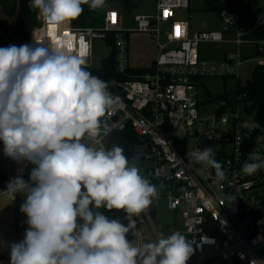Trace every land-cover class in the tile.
<instances>
[{
  "label": "built area",
  "instance_id": "1",
  "mask_svg": "<svg viewBox=\"0 0 264 264\" xmlns=\"http://www.w3.org/2000/svg\"><path fill=\"white\" fill-rule=\"evenodd\" d=\"M153 8L151 14L134 15L132 30L123 28L120 12L108 9L97 27L76 28L71 21L56 25L36 13L37 24L25 39L2 25L0 37L18 46L37 43L67 47L85 61L84 67L91 73L101 68L92 67L93 41L107 42L110 37L109 54H113L115 73L123 79L114 81L108 90L122 99L124 107L105 114L94 138L103 142L110 134L129 128L143 141L139 162L150 165L140 174L159 192L150 207L134 217L137 234L133 237L130 232L128 239L140 246L151 242L152 233L157 240L152 217L164 207L172 215L173 231L181 232L192 243L194 253L187 264H250L252 260L264 264V169L248 176L241 172L250 153L264 157V125L245 114L243 92L230 95L231 107L221 110L224 102L213 115L201 118L197 89L201 78L239 81L245 64L238 53L228 54L221 62L203 61L199 44L222 43L231 33L234 39L230 43L239 47L264 21L251 24L223 9L218 13L221 32L190 34L187 22L176 17L178 11L188 9V0H154ZM128 33L147 35L154 43L157 51L148 65H130ZM263 46V41L255 43L256 51L262 52ZM256 66L264 69V56ZM191 139L200 143L201 149L202 143L213 146V156L222 166L225 180L218 181L214 168L208 166L206 171L187 155ZM178 142H185V158L177 148ZM3 148L0 144V158L7 157ZM13 163L20 175L35 167L27 162ZM125 216L123 210L118 220L127 225Z\"/></svg>",
  "mask_w": 264,
  "mask_h": 264
},
{
  "label": "clouds",
  "instance_id": "2",
  "mask_svg": "<svg viewBox=\"0 0 264 264\" xmlns=\"http://www.w3.org/2000/svg\"><path fill=\"white\" fill-rule=\"evenodd\" d=\"M106 0H30L46 21L61 25ZM85 61L56 44L0 47V141L4 155L35 165L28 180L17 176L0 192L25 199L20 212L27 229L10 247V264H187L192 243L178 231L137 246V221L159 192L140 174L119 145L96 139L102 118L122 109L109 82L93 75ZM211 148L188 153L196 164L226 179ZM264 169V157L249 154L243 175ZM103 210H124L127 225ZM243 259V256H241ZM250 264H257L256 260Z\"/></svg>",
  "mask_w": 264,
  "mask_h": 264
},
{
  "label": "rangeland",
  "instance_id": "3",
  "mask_svg": "<svg viewBox=\"0 0 264 264\" xmlns=\"http://www.w3.org/2000/svg\"><path fill=\"white\" fill-rule=\"evenodd\" d=\"M133 5L131 11L122 10L117 4H105L103 8L92 10L95 18H102L104 12L108 9H116L122 13L123 28L125 30H132L135 28L133 22L134 15L139 14H151L154 10V0H130ZM218 2V0H210ZM248 0H238L236 7L239 10V17L245 18L246 7ZM250 16L254 20L264 21V0H256V3L251 4ZM177 19H181L187 22L190 34L198 32H221L222 24L220 22L218 14L209 9V5L206 0H188V9L180 10L176 13ZM0 25L12 29V20L7 16L0 7ZM91 27V26H88ZM128 55L129 63L131 66L141 68L149 64L151 59L156 53V47L151 41L150 37L143 34L128 33ZM234 39V35L229 33L224 36V42L222 43H209L202 42L199 44L198 52L199 58L207 62H221L228 54L238 53L240 57L245 61V64L240 69V78L237 81L235 78H201L198 81V99L199 115L201 118H208L213 115L218 107L222 105L224 97H230L237 89L245 88L247 82L250 80L251 72L257 65L259 57L255 55L256 47L255 43L261 42L260 39L248 35L244 38L245 44L237 47L230 43ZM93 57L92 67L99 69L103 60L109 54V46L105 40L96 39L93 41ZM210 99L214 101H210ZM218 131V128H216ZM200 143L195 142L193 139L188 141L186 153H191L200 150ZM144 150V146L140 145L136 148L133 158H130V162L135 164L140 172L148 169L150 166L147 162H139L141 152ZM8 161L12 159L7 158ZM204 170H208L207 165L200 164ZM16 173L18 171L15 169ZM123 210H105V215L109 219H118ZM9 224V227H7ZM152 224L156 230V233L160 237V233L169 235L173 232V220L172 215L161 207L156 211L152 217ZM23 226L22 217L19 214H15L13 210L12 202H7L5 198H0V232H4V235H0V264H10V247L13 242H20L24 238L25 231L27 229ZM10 234H9V233ZM151 241L155 239L152 233H149ZM154 241V240H153Z\"/></svg>",
  "mask_w": 264,
  "mask_h": 264
},
{
  "label": "trees",
  "instance_id": "4",
  "mask_svg": "<svg viewBox=\"0 0 264 264\" xmlns=\"http://www.w3.org/2000/svg\"><path fill=\"white\" fill-rule=\"evenodd\" d=\"M209 5V9L215 11L217 14L225 9L226 11L239 16V10L236 7L238 0H223V3L213 2L206 0ZM30 0H0V7L3 12L9 16L12 20V32L15 36L21 39H25L30 30L36 26V13L37 11L29 7ZM117 4L124 11H131L133 5L130 0H106L105 4ZM256 3V0L247 1V9L245 13V19L249 20L251 24L254 23V18L250 16L251 4ZM83 12L77 18L71 20L73 27H97L102 24V18H95L93 16V11L89 9L88 4H82ZM122 14V13H121ZM251 36L260 39L264 42V22L257 25L254 30L251 31ZM108 46L112 45V40L110 37L107 38ZM9 45H16L14 42L0 37V47H7ZM256 56H264V46L263 51H256ZM134 73L143 74V70H133ZM93 75L98 76L104 81L109 82V90L112 89V84L114 81L121 80L123 78L119 77L115 73L113 54L110 53L108 57L103 60L101 68L98 71L92 72ZM243 92L245 94V99L243 102V110L247 116L253 117L257 122L264 125V69L260 66H255L251 72L250 80L247 82L245 88L238 89L236 91ZM226 106L221 107L224 110L226 107H231L230 97H224ZM210 101H214L210 99ZM0 144H3L0 141ZM103 145L106 148H110L113 145H119L124 148L125 155L130 159L133 158L135 150L138 146L143 145V141L136 137L132 131L128 128L121 133H112L103 140ZM177 148L180 154L185 158V142H178ZM8 157L0 158V191L4 192L7 189V185L11 179L21 176L23 179L28 180L30 173L20 175L16 173L15 169L11 170L8 166ZM25 196L23 194H17L15 200L13 201L14 210L20 212V206L23 203ZM105 214V210L102 209ZM23 216L24 226L26 228L27 217L25 214L21 213Z\"/></svg>",
  "mask_w": 264,
  "mask_h": 264
},
{
  "label": "crops",
  "instance_id": "5",
  "mask_svg": "<svg viewBox=\"0 0 264 264\" xmlns=\"http://www.w3.org/2000/svg\"><path fill=\"white\" fill-rule=\"evenodd\" d=\"M107 11V10H106ZM105 11V12H106ZM104 12V13H105ZM15 167V166H14ZM0 192H2V191H0ZM0 198H5V200L7 201V202H12V205H13V201H11V200H9L8 198H7V196L6 195H0ZM13 210H14V206H13ZM14 213L15 214H19V215H21V217H22V221H23V216H22V214L21 213H19V212H16L15 210H14ZM23 226H24V222H23ZM7 227H9V224H7ZM9 233V232H8ZM5 233L4 232H0V235H4ZM10 234V233H9Z\"/></svg>",
  "mask_w": 264,
  "mask_h": 264
},
{
  "label": "water",
  "instance_id": "6",
  "mask_svg": "<svg viewBox=\"0 0 264 264\" xmlns=\"http://www.w3.org/2000/svg\"><path fill=\"white\" fill-rule=\"evenodd\" d=\"M202 148H204V149H207V148H213V146H209L208 144H206V143H202ZM8 166L10 167V169L11 170H14L15 169V167H14V163L12 162V161H9L8 162Z\"/></svg>",
  "mask_w": 264,
  "mask_h": 264
},
{
  "label": "snow or ice",
  "instance_id": "7",
  "mask_svg": "<svg viewBox=\"0 0 264 264\" xmlns=\"http://www.w3.org/2000/svg\"><path fill=\"white\" fill-rule=\"evenodd\" d=\"M67 35V34H66Z\"/></svg>",
  "mask_w": 264,
  "mask_h": 264
}]
</instances>
